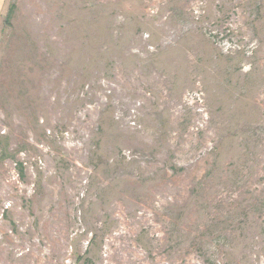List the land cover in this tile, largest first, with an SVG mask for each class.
Listing matches in <instances>:
<instances>
[{
	"label": "rangeland",
	"instance_id": "rangeland-1",
	"mask_svg": "<svg viewBox=\"0 0 264 264\" xmlns=\"http://www.w3.org/2000/svg\"><path fill=\"white\" fill-rule=\"evenodd\" d=\"M0 264H264V0H8Z\"/></svg>",
	"mask_w": 264,
	"mask_h": 264
},
{
	"label": "crops",
	"instance_id": "crops-1",
	"mask_svg": "<svg viewBox=\"0 0 264 264\" xmlns=\"http://www.w3.org/2000/svg\"><path fill=\"white\" fill-rule=\"evenodd\" d=\"M8 7V0H0V18L5 14Z\"/></svg>",
	"mask_w": 264,
	"mask_h": 264
}]
</instances>
